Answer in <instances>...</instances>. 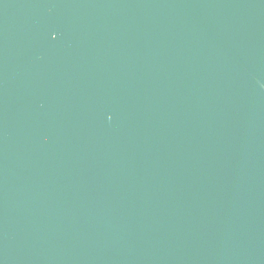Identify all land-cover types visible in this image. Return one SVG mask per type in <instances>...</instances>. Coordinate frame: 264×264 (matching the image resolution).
Instances as JSON below:
<instances>
[{
  "label": "water",
  "instance_id": "obj_1",
  "mask_svg": "<svg viewBox=\"0 0 264 264\" xmlns=\"http://www.w3.org/2000/svg\"><path fill=\"white\" fill-rule=\"evenodd\" d=\"M0 264H264V0H0Z\"/></svg>",
  "mask_w": 264,
  "mask_h": 264
}]
</instances>
